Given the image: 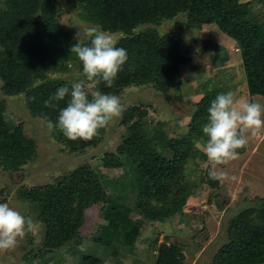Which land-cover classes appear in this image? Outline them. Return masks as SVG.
<instances>
[{
    "label": "trees",
    "instance_id": "1",
    "mask_svg": "<svg viewBox=\"0 0 264 264\" xmlns=\"http://www.w3.org/2000/svg\"><path fill=\"white\" fill-rule=\"evenodd\" d=\"M77 1L81 4L79 16L83 21L118 35L116 46L127 50L128 59L113 86L109 88L103 82L96 85L103 88L104 94L114 95L131 86L150 84L156 87L163 82L165 74L169 75L176 63L169 57L174 51L172 44L167 43L169 33L161 31V27L164 21L179 16L185 17L188 29L199 31L214 24L234 40L244 67L246 91L250 96L264 97V24L257 22L251 2ZM56 12L55 0H0L1 91L10 97L22 95L31 117L43 120L42 117L47 116L54 124L60 110L67 106L69 97L57 102L55 108H45L44 101L62 86L70 89L72 83L51 76L50 72L66 71L73 63L82 71L76 55L70 52L76 42H72L64 28L55 21ZM120 34H123L122 38ZM227 92L225 87L204 93L196 103L197 110L191 117L187 133L176 140L157 132L152 138L147 137V127L136 118L137 107H126L121 116L125 135L115 151L104 159L105 169H122L124 174L112 183V192H106L101 184L103 177L88 165L72 170L52 184L18 189L17 198L27 202L38 214V222L44 231L42 247L59 250L70 244H80L85 210L94 204L100 205L101 223L98 232L92 235V241L123 253L135 245L140 235L141 228L134 222L132 211L146 220L161 223L185 216L184 209L191 191L184 178V163L191 154V138L201 135L209 102L218 94ZM5 113V103L0 100V172L5 169L10 173H22L24 166L34 159L36 145L33 139L24 136L22 123L13 124ZM107 128L101 129L99 135L90 141H70L58 129L50 135L70 153H81L97 146ZM14 133L22 141L21 146L15 142ZM159 149L168 156L158 153ZM245 149L246 146L237 151L242 154ZM126 166L130 169L127 170ZM209 169L207 167L205 172L206 183L214 188L218 180L209 177ZM127 188L131 191L132 206L123 193ZM4 202L6 198L0 201ZM244 212L245 215L239 214L229 220V240L216 252L213 264L264 263V199ZM105 226L121 232L119 246L102 237ZM155 249L157 253L151 264H185L179 245L161 243ZM82 261L100 264L91 255H83Z\"/></svg>",
    "mask_w": 264,
    "mask_h": 264
},
{
    "label": "rangeland",
    "instance_id": "2",
    "mask_svg": "<svg viewBox=\"0 0 264 264\" xmlns=\"http://www.w3.org/2000/svg\"><path fill=\"white\" fill-rule=\"evenodd\" d=\"M55 1V21L64 28L70 40L77 43L76 33L83 32L85 27L93 24L80 18L82 10L77 0ZM239 1L251 2L257 22L264 24V0ZM185 22V17L178 16L164 21L161 27V31L169 33L167 43L172 44L174 49L169 57L171 62L176 63L169 75L165 74L163 82L156 87L150 84L131 86L114 94L125 108L137 107L136 118L141 119L139 122L147 127L146 135L149 138L157 132L167 139L176 140L187 133L191 117L197 110L196 103L204 93L215 88L227 87L237 101L248 99L264 103V97L250 96L246 91L244 67L237 46L225 45L227 41L236 42L223 34L217 25H206L197 31L188 29ZM50 75L69 83L84 80L90 92L99 90L103 93V88L88 82L74 63L70 64L68 70H54ZM91 98L90 95L89 100ZM0 100L5 103L6 118L15 125L21 122L24 136L33 139L36 145V155L24 166L22 173H10L5 169L0 172V201L6 198L4 203L33 221L32 229L14 249L0 251V264H85L83 255H91L100 264H151L157 253L155 246L161 243L179 245L185 264H213L214 255L229 240V220L239 214L245 215L244 211L257 206L264 199V130L249 136L245 152L239 154L237 160L220 166L229 177L235 176L236 179L218 180L214 188L206 183L208 177L205 172L210 167L207 158L195 147V141L203 135L201 131L197 138H191V154L184 163V178L191 191L184 209L185 216L161 223L146 220L138 212L132 211L134 222L140 225V235L135 245L123 253L92 241L91 237L98 232L101 223L100 205L94 204L85 210L80 244H70L59 250L44 249V231L38 222V214L27 202L17 198L16 191L52 184L72 170L88 165L103 177L101 184L106 192H112V183L124 174L122 169H105L104 159L121 144L125 127L121 125L120 117L108 126L97 146L81 153H70L51 137L44 120L29 115L22 95H4L0 86ZM207 120L208 115L205 124ZM14 140L21 146L22 141L15 133ZM158 153L168 156L160 149ZM126 169L130 167L126 166ZM116 189L114 191L113 188L115 193ZM130 192L127 188L123 193L127 203L132 206ZM102 237L116 247L122 241L121 232L108 226L102 229Z\"/></svg>",
    "mask_w": 264,
    "mask_h": 264
},
{
    "label": "clouds",
    "instance_id": "3",
    "mask_svg": "<svg viewBox=\"0 0 264 264\" xmlns=\"http://www.w3.org/2000/svg\"><path fill=\"white\" fill-rule=\"evenodd\" d=\"M120 35L122 38L123 34ZM75 39L77 43L70 52L82 65V75L93 86L103 82L111 88L128 59L127 50L116 46L118 37L99 25H91L83 32L78 31ZM65 97H69L67 106L60 110L55 124L47 116L42 118L49 132L58 129L70 141L92 140L125 111L118 96L99 90L90 92L84 80L72 83L70 89L66 86L58 88L44 101V107L55 108ZM261 130H264V103L248 99L237 101L230 91L218 94L208 109L203 135L195 141V147L206 156L210 165L209 177L220 181L235 180V176L229 177L220 166L237 160V150L247 145L249 136H255ZM32 227L31 217L22 215L8 203H0V251L14 249Z\"/></svg>",
    "mask_w": 264,
    "mask_h": 264
},
{
    "label": "crops",
    "instance_id": "4",
    "mask_svg": "<svg viewBox=\"0 0 264 264\" xmlns=\"http://www.w3.org/2000/svg\"><path fill=\"white\" fill-rule=\"evenodd\" d=\"M225 40V39H224ZM236 45V43H233V42H231V41H227V42H225V45H226V47H231V46H233V45ZM237 46V45H236Z\"/></svg>",
    "mask_w": 264,
    "mask_h": 264
}]
</instances>
